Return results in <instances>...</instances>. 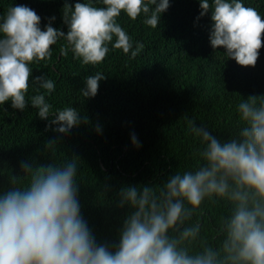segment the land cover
I'll return each instance as SVG.
<instances>
[{"label":"clouds","instance_id":"obj_1","mask_svg":"<svg viewBox=\"0 0 264 264\" xmlns=\"http://www.w3.org/2000/svg\"><path fill=\"white\" fill-rule=\"evenodd\" d=\"M101 2L102 7L95 0L74 7L65 2L67 34L51 22L42 30L41 17L25 5L12 6L0 17V105L10 101L13 109H26L30 66L50 60L52 47L62 39L84 65L102 63L109 45L135 58L144 45L137 42L134 48L118 23L121 13L132 21L143 15L144 23L156 29L170 7L169 0ZM198 2L197 19L211 14L212 49L224 48L228 60L255 67L264 47V18L258 11L241 0ZM60 52L66 56L68 47ZM105 78L99 72L86 77L83 97L94 98ZM34 82L49 95L55 91L54 81L45 76ZM31 106L40 119L52 117L49 127L57 125L54 131L60 134L82 122L73 107L50 116L52 106L44 94L32 96ZM237 111L241 127L226 140L188 121L201 142L192 169L177 170L163 183L120 188L118 205L129 212L114 245L98 243L81 215L78 157L62 165L21 162V175H13L7 189L0 188V264H264V95L242 99ZM132 142L139 147L135 135ZM56 144L53 139L45 146ZM206 202L228 209L217 228L218 243L201 235Z\"/></svg>","mask_w":264,"mask_h":264},{"label":"trees","instance_id":"obj_2","mask_svg":"<svg viewBox=\"0 0 264 264\" xmlns=\"http://www.w3.org/2000/svg\"><path fill=\"white\" fill-rule=\"evenodd\" d=\"M65 2L74 7L87 0H0V17L12 6L25 5L41 17L42 30L51 22L67 34ZM169 2L156 29L144 23L143 15L132 21L121 13L118 23L132 38L134 48L137 42L144 45L135 58L109 45L102 63L84 65L73 58L62 39L52 47L50 60L30 66L26 109H13L10 101L0 105V188L7 189L13 175H21L23 161L62 165L78 157L81 215L98 243L114 245L129 212L118 205L121 187L163 183L175 171L197 164L201 142L191 133L189 120L222 140L237 134L239 102L264 95V47L255 67H241L228 60L224 48L212 49L211 14L197 19L198 0ZM241 2L264 18V0ZM95 6L102 7L101 0H95ZM61 47H68L66 56ZM97 72L106 78L99 82L97 95L85 99L80 91L86 77ZM37 76L54 81L55 91L49 95L39 89L34 82ZM37 94H44L52 106L50 116L65 107L77 109L79 127L66 135L54 131L57 125L49 127L52 117L40 119L31 106V97ZM133 135L139 147L133 145ZM53 139L56 146L47 148L46 142ZM203 208L201 235L208 243H218L217 228L228 209L207 202Z\"/></svg>","mask_w":264,"mask_h":264}]
</instances>
